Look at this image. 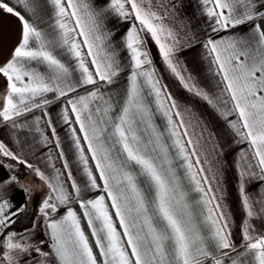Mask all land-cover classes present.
<instances>
[{
    "label": "snow or ice",
    "instance_id": "1",
    "mask_svg": "<svg viewBox=\"0 0 264 264\" xmlns=\"http://www.w3.org/2000/svg\"><path fill=\"white\" fill-rule=\"evenodd\" d=\"M192 3L0 0L22 29L0 65V264H264V0Z\"/></svg>",
    "mask_w": 264,
    "mask_h": 264
},
{
    "label": "crops",
    "instance_id": "2",
    "mask_svg": "<svg viewBox=\"0 0 264 264\" xmlns=\"http://www.w3.org/2000/svg\"><path fill=\"white\" fill-rule=\"evenodd\" d=\"M97 2L102 3L104 0H97ZM19 10V9H17ZM194 0L192 5H190L186 12L188 15H193L194 13ZM202 23V21H196V24ZM109 27L113 30H116V36L114 39L119 40V38L124 34L126 29L128 28L127 24H120L117 22L115 18L109 21ZM22 35V32H21ZM21 40V37H20ZM19 40V42H20ZM18 42V43H19ZM18 46V44L16 45ZM15 46V47H16ZM9 50V53H6V55L3 57L1 65H3L7 60H9L13 54L14 48ZM149 47L152 52V56L154 59V62L156 64L157 69L159 70L160 75L163 77V82L168 85L169 91L173 94L174 97L181 101H185L193 105L197 110L200 111L201 115L207 120L209 125L212 127L214 131H216L218 134H221V142L222 143H230V138L227 136L226 132L224 131L225 125L224 122L221 121L217 115L207 106L206 103L201 102L199 99L194 98L190 96L186 91H184L180 86L178 81H176L170 73L165 69V66L163 65L161 58L158 55V49L154 42L151 41L149 37ZM199 48H197L195 51H189L181 54V58L184 60V62L188 65V68L197 76L201 78V83L205 86H207L208 81L203 79L202 73L204 71V65L203 62L200 60L198 53ZM8 54V55H7ZM3 77V76H2ZM4 81L6 83V78H4ZM126 83V80H121V86ZM55 111V109H53ZM230 119H234V117H230ZM157 123H160L159 119L157 120ZM61 135H63V131L61 130ZM0 139H4L5 142H7V136L3 134V132H0ZM241 147H246V145H242ZM237 149L233 148L231 152H228L226 154V158L229 160V164H231V157L233 153ZM227 190L229 193V203L231 205V209L233 213L235 214L236 222L239 224L240 217H241V211L239 208V201L238 197L236 195L235 190V182H236V176L233 169L229 168L227 171ZM41 196L38 193L33 200V206H35L38 201L40 200ZM15 199L19 203L23 200V193L17 191L15 194ZM87 231V229H86Z\"/></svg>",
    "mask_w": 264,
    "mask_h": 264
},
{
    "label": "water",
    "instance_id": "3",
    "mask_svg": "<svg viewBox=\"0 0 264 264\" xmlns=\"http://www.w3.org/2000/svg\"><path fill=\"white\" fill-rule=\"evenodd\" d=\"M21 23L19 19L0 9V57L15 47L21 37Z\"/></svg>",
    "mask_w": 264,
    "mask_h": 264
},
{
    "label": "trees",
    "instance_id": "4",
    "mask_svg": "<svg viewBox=\"0 0 264 264\" xmlns=\"http://www.w3.org/2000/svg\"><path fill=\"white\" fill-rule=\"evenodd\" d=\"M34 213H30L29 217L28 218H24L22 217L21 220L14 226L17 230L19 229H23L25 227H28L30 226L31 224V216L33 215Z\"/></svg>",
    "mask_w": 264,
    "mask_h": 264
},
{
    "label": "rangeland",
    "instance_id": "5",
    "mask_svg": "<svg viewBox=\"0 0 264 264\" xmlns=\"http://www.w3.org/2000/svg\"><path fill=\"white\" fill-rule=\"evenodd\" d=\"M7 53H9V51ZM2 60H3V57H0V65L2 63ZM5 88H6V83H5L2 75H0V94H2L4 92Z\"/></svg>",
    "mask_w": 264,
    "mask_h": 264
}]
</instances>
